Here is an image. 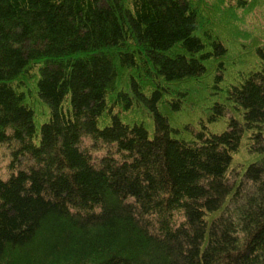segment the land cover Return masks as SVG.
<instances>
[{"label": "trees", "instance_id": "16d2710c", "mask_svg": "<svg viewBox=\"0 0 264 264\" xmlns=\"http://www.w3.org/2000/svg\"><path fill=\"white\" fill-rule=\"evenodd\" d=\"M252 4L0 0V264H264Z\"/></svg>", "mask_w": 264, "mask_h": 264}, {"label": "rangeland", "instance_id": "374dc122", "mask_svg": "<svg viewBox=\"0 0 264 264\" xmlns=\"http://www.w3.org/2000/svg\"><path fill=\"white\" fill-rule=\"evenodd\" d=\"M256 2H257L256 0H253V4L246 11V16H247L246 17V20H247L246 26L248 24L259 25L261 23H264V0H262L261 3L258 2L257 5H255ZM229 3L234 4L235 0H229ZM204 15L208 17V16H211L212 14L205 13ZM235 50L236 49L234 47L231 48V53H230L231 55L229 56L228 61H230V59L231 60L235 59V56H234L235 55L234 53L236 52ZM239 62L245 64V66L251 64V63H249V61L247 59L240 60ZM232 71H233L232 69H229V71L227 72V76L231 75ZM196 98L191 96V99L188 101L187 105L188 106L193 105L192 108L195 105L198 106L197 108H202L203 104L201 106V104H199V102L196 100ZM36 108H37V106H36ZM191 109L187 108V112L184 115L179 116V121H176V123H175L176 127H179L180 125H182L184 123H187L189 121H192L193 119H196L195 115L197 116L198 110L194 109V110H192L193 111L192 112ZM190 112H192L191 115L188 116V118H185L186 115ZM239 156L241 157L242 160H244L247 157L246 152L244 150H241ZM9 164H10V151L6 145L0 144V176L4 179H6L9 175Z\"/></svg>", "mask_w": 264, "mask_h": 264}]
</instances>
